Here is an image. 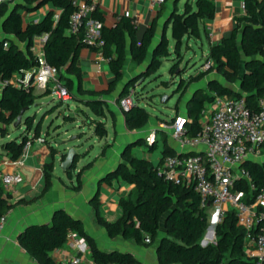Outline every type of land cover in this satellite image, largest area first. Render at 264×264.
<instances>
[{
    "label": "trees",
    "instance_id": "16d2710c",
    "mask_svg": "<svg viewBox=\"0 0 264 264\" xmlns=\"http://www.w3.org/2000/svg\"><path fill=\"white\" fill-rule=\"evenodd\" d=\"M178 1L165 0L171 4V9L157 40L155 37L158 17L138 39L136 27L129 17L121 16L112 26H106L99 11L95 10L92 13V17L102 23L101 53L112 76L107 89L101 92L86 91L82 87L79 52L88 47L83 43L79 33H68L69 17L74 10L71 0H12L1 3L0 79L8 80L15 74L32 69L35 60L29 47L35 36L46 34L42 47L46 63L56 70L57 79L70 93L71 101L79 102L90 110L93 118L84 111H80L81 116L93 127V134L101 139L107 134L104 119L108 107L103 96L116 90L119 83L127 81L114 99V103L119 106L129 87L148 78L160 68L162 59L170 55L169 42L165 35L168 26L174 40L173 52L179 57L182 41L198 38L199 22L214 16L215 7L211 0H186L181 12L177 9ZM46 4H51L53 9L47 11L41 19L36 22L23 20L20 10L33 12ZM5 41L7 47H3ZM20 45H23V48ZM127 49L134 67L142 64L145 67L139 69L132 77L125 78L124 63ZM205 62L209 64L206 70L189 76L186 81L180 78L174 90L178 98L173 108L177 111L179 102L190 85L210 74L219 77L218 80L209 76L205 88L195 90L188 99L185 125L188 137H197L201 134L202 112L212 103L215 96L233 99L243 97L251 112L255 113L259 109L258 100L264 97V0H243V13L234 18L233 28L227 36L219 43L210 45ZM178 65L179 63H175L168 69L172 77ZM49 94L51 91L46 89L41 96ZM36 97L30 86L16 87L6 84L0 88V139H3L0 148L13 161L21 157L26 142L32 144L41 136L43 117L36 121L35 115L28 113ZM23 109L27 110L22 115L21 123L18 128H14L13 124ZM122 114L129 130L143 128L150 118L146 109L139 104L122 111ZM63 119L65 122H72L75 115H63ZM9 127H12V131H9ZM15 131L19 135L14 133ZM135 145L147 146L145 140L127 145L122 157L123 162L103 179L107 184L116 178L133 186L127 197L119 199L122 211L120 218L114 222L106 221L100 215L98 202H92L96 221L105 229L107 235L121 236L123 239L133 240L145 246L154 244L158 264H254L245 251L246 231L237 225L232 210L227 211L222 220L215 225V240L202 246L200 241L208 227L209 215L200 207L198 194L190 186L167 182L158 173L157 166L149 160L132 155L130 149ZM107 147L102 148L101 155ZM147 147L150 151L155 149L153 144ZM52 151L51 148V155ZM261 153L264 154V144L261 146ZM173 154L163 141V156ZM79 157L78 154L73 168L76 167ZM91 165L92 162H87L75 173L76 183L72 187L73 190H78L82 172ZM242 167L248 175V180L239 179L234 189L241 194L244 201L249 202L258 192L264 191V159L261 162L247 160ZM52 171L51 162L43 165L45 180L43 192L50 188ZM66 175L70 178L71 170L66 171ZM3 194L0 187V218L11 207L6 203ZM165 216L166 219L162 223ZM161 227L165 233L162 236ZM71 232L85 239L95 264L138 263L129 252L101 251L93 238L86 233L83 223L63 209L54 211L50 224L27 226L20 233L18 241L25 252L39 264H56L50 253L61 248ZM145 238H148L149 242H144Z\"/></svg>",
    "mask_w": 264,
    "mask_h": 264
},
{
    "label": "crops",
    "instance_id": "0c3cea01",
    "mask_svg": "<svg viewBox=\"0 0 264 264\" xmlns=\"http://www.w3.org/2000/svg\"><path fill=\"white\" fill-rule=\"evenodd\" d=\"M85 1L96 4V10L103 15V24L106 26H112L121 16L129 17L136 27L138 39L142 36L145 29L151 25L152 21L158 17V28L155 37L157 40L161 35L162 25L168 18L171 9V4L168 2L159 6H152L150 0ZM182 1L179 0L177 3L179 12L183 10L186 0H184L183 4ZM211 1L215 7L213 18L200 21L198 25L199 37L184 39L181 45V48L183 44L189 48L192 42L198 43L205 58H207L210 45L219 43L223 37L227 36L233 28L234 18L243 13V0ZM51 9H53L52 5L46 4L36 11L27 13L20 10V13L25 22H36ZM165 35L169 42L170 53L166 59L171 61V65H173L177 61L171 57L174 54V40L171 38L170 26H168ZM1 37L2 34H0ZM20 47L23 48V45H20ZM79 64L82 71V87L84 90L101 92L107 89L108 82L112 76L100 51L89 48L81 49L79 52ZM144 67V64L137 68L134 67L127 49L124 63L125 78L132 77L139 69ZM186 67L187 70L182 72L180 76H178V72H175L174 75L186 81L189 76H195L204 71L203 65L196 68L193 64L190 65L188 63ZM209 76L219 80L217 75L210 74L199 82L190 85L179 102L178 110L175 111L173 108V114L168 120L150 116L146 126L135 130H129L126 127L122 111L114 103V99L117 97L123 82L119 83L116 90L109 95L103 96V100L108 107L104 119L107 134L101 139L93 134V127L89 126L88 122L86 123L80 117L81 114L79 116L72 112L75 115V119L70 123H81L82 127L87 124V131H84V126L83 129L75 134L74 130L67 128L63 119V115L66 112L65 105L56 100L52 94H50L53 97L51 104L47 103V101L45 102L46 97L41 96L44 89L33 87L34 95L39 97V103H36L40 105L38 107L45 105L46 110L50 107H55L51 112L56 114L47 124L44 142H33L19 159L15 161L9 159L0 148V174L19 173L23 178V181L10 191H3L6 203L11 207L5 212L4 223L0 227V264H39L20 246L18 237L27 226L50 224L52 215L57 209H63L73 218L79 219L83 223L86 233L93 238L96 246L101 251L110 252L117 250L129 252L138 261L137 264H158L154 244L145 246L137 244L133 240L123 239L121 236L109 237L105 229L96 221L92 202H98L100 215L106 221L114 222L120 218L122 211L119 207V199L127 197L133 186L116 178L112 179L110 184H107L103 181L104 177L123 162L122 157L126 146L138 140H145L149 147L153 144L155 148H160L158 154L150 152L149 148L143 145H135L130 149L132 155L149 160L155 166L158 165L163 156V141H165L170 151H173L174 154L179 153L180 148L170 137L169 122L176 114L186 116L188 99L195 90L205 88ZM171 81L176 83L175 79ZM235 88L237 89V86ZM177 98L178 94H176V100ZM75 103L78 106L77 110L82 108L90 118H93L88 108L82 106L79 102ZM66 106L67 110L71 111L67 104ZM81 126L79 128H82ZM79 132L81 136L77 135ZM159 142H161L160 145ZM104 146L108 147L104 154L101 155L100 153ZM96 147L99 150L92 155L91 150ZM51 148L53 149L52 154H54L53 178L51 179L50 188L43 192L45 186L43 165L51 161ZM71 148L78 154L83 155L79 157L75 171L80 170L87 162H92V165L82 172L78 190H73L72 188L76 183L75 174L72 172L71 177L67 178V175L60 169L61 156ZM79 149L84 150L80 152ZM262 159H264V156L257 161L261 162ZM160 234L161 236L164 235L162 227ZM74 256H80L81 264H95L87 245L83 253H78L66 242L61 248L50 253L51 259L56 264L69 261Z\"/></svg>",
    "mask_w": 264,
    "mask_h": 264
},
{
    "label": "built area",
    "instance_id": "2783aa9c",
    "mask_svg": "<svg viewBox=\"0 0 264 264\" xmlns=\"http://www.w3.org/2000/svg\"><path fill=\"white\" fill-rule=\"evenodd\" d=\"M12 0H0L1 3ZM152 6H159L165 0H150ZM74 10L69 17L68 33H79L83 43L89 48L101 52L102 23L92 17L97 9L93 2L85 0H71ZM47 35L35 36L29 51L35 60L32 69L21 74H15L8 80L0 79V88L6 84L16 87H40L49 89L56 100L62 104L71 101V95L58 81L54 68L49 66L43 56V44ZM7 47V41L3 43ZM209 67L203 64V69ZM139 82V81H138ZM128 88V92L119 102L121 111L138 105L139 97L135 87ZM258 110L251 112L244 98H229L215 96L212 103L203 110V130L197 137L186 135V116L176 114L170 120L169 132L171 139L180 148V152L165 155L157 165L158 173L174 185L191 187L199 196L200 207L209 215V225L215 226L224 214L232 210L237 225L246 231L245 251L254 264H264V191L258 192L252 201L246 202L241 194L234 189L236 181L247 179L241 163L262 157L261 146L264 144V97L258 100ZM149 141V140H148ZM34 142L43 143L40 136ZM31 146L26 142L24 152ZM191 153H188L190 152ZM188 153V154H186ZM23 181L19 173L0 174V187L4 192L10 191ZM253 188V185L250 184ZM4 216L0 218V227L4 223ZM208 225V226H209ZM66 242L78 253H83L86 241L83 237L71 232ZM144 242H149L148 238ZM204 243H210L203 239ZM57 264H81L80 256Z\"/></svg>",
    "mask_w": 264,
    "mask_h": 264
},
{
    "label": "rangeland",
    "instance_id": "374dc122",
    "mask_svg": "<svg viewBox=\"0 0 264 264\" xmlns=\"http://www.w3.org/2000/svg\"><path fill=\"white\" fill-rule=\"evenodd\" d=\"M184 3V0L182 1V4ZM22 46V45H21ZM180 55L172 54L171 57H173L174 60H176V63H179L178 68L176 73H182L187 70V65L188 63L190 65L193 64L194 67L198 68L199 66L203 65L206 61L205 55L202 53L200 50V45L196 42H192L188 47H186L184 44L182 48L179 50ZM175 57V58H174ZM172 62L169 61L166 58L162 59L161 66L160 68L151 76L148 78L144 79L143 81H139L138 85L135 87V93L139 97V100L137 101L140 106L146 109V111L149 113L151 117L155 116L158 118H161L162 120H168L172 114H173V107L175 104L176 100V94L174 93V90L176 88V83L179 81V77L174 75L173 77L169 74L168 69L171 66ZM176 80V83L171 81V80ZM165 83L167 86H165ZM46 99L44 100L45 102L51 104V100L53 97L49 94L45 96ZM142 97V98H141ZM39 103V97L37 96L33 106L31 109H29L28 113L34 114L36 117V121H40V119L43 117L42 121V127H41V133L40 135L43 137H46V129H47V124L48 122L54 118L56 113L51 112L55 107H50L48 110H46V106L38 107L40 105L36 104ZM76 103L74 101H69L67 102V105L69 106L71 111L67 110V106L65 105V114L64 115H69L74 112L76 115L79 113L81 114L80 111H83L82 108H80L79 111H77L78 106L75 105ZM183 104V102H182ZM78 114V115H79ZM80 116V115H79ZM82 117V116H80ZM83 118V117H82ZM66 127L69 128L70 130H74V133L76 134L79 130L83 129L85 126V130L87 131V124H84L83 127L81 126V123H70V122H65ZM82 128H79V127ZM9 131H12V127H9ZM21 130H19L20 133ZM14 133H19L15 131ZM32 134V133H31ZM78 136H81V133L79 132L77 134ZM0 141H3V139H0ZM77 142V141H75ZM80 142V141H79ZM161 142H159V145ZM87 147V146H86ZM85 147V149H86ZM84 149H79L80 152H82ZM99 149L94 148L91 150L92 155L97 153ZM160 151V148L156 147L155 149L151 150L150 152L154 154H158ZM81 157L83 156L82 154H79ZM264 156V155H262ZM262 157L258 158L260 160ZM75 172H73L74 174ZM68 178V177H67ZM209 225V224H208ZM212 225H209L207 229L205 230V233L201 239V241L204 239L207 242H213L215 240L214 236L209 237V228ZM200 241V243H202Z\"/></svg>",
    "mask_w": 264,
    "mask_h": 264
},
{
    "label": "water",
    "instance_id": "95a60500",
    "mask_svg": "<svg viewBox=\"0 0 264 264\" xmlns=\"http://www.w3.org/2000/svg\"><path fill=\"white\" fill-rule=\"evenodd\" d=\"M173 1H176V0H172V2H173ZM164 22H165V21H164ZM163 24H164V23H163ZM126 83H127V81H124V82L122 83V85H121V88H123V87L126 85ZM119 93H120V91H118L117 96H118ZM26 110H27V109H23V110L20 112L19 116L17 117L16 121H15L14 124H13V127H14V128H18V127H19V125H20V123H21L22 115H23L24 111H26ZM70 116H73V114H70ZM188 153H191V151L188 152ZM188 153H186V154H188ZM77 155H78V153H77L75 150H73V149L71 148V149H69L64 155L61 156V158H60V169H61V171H62L63 173L66 174V171H68V170H71V173L75 171V169H76V167H77V164H76V167H75V168H73V166H74V160H75V158H77ZM50 157H51V161H50V162L53 164V161H54V154H52ZM78 161H79V160H78ZM77 163H78V162H77ZM243 163H244V162H243ZM243 163H241L240 166H242ZM76 172H77V171H75V173H76ZM75 173H74V174H75ZM165 219H166V216L162 219V223H164ZM214 228H215V226H213V229H212V235H213V236H214ZM164 234H165V233H164ZM201 242H202V243H200V244H201L202 246L206 245V243H204L203 240H202Z\"/></svg>",
    "mask_w": 264,
    "mask_h": 264
},
{
    "label": "bare ground",
    "instance_id": "6f19581e",
    "mask_svg": "<svg viewBox=\"0 0 264 264\" xmlns=\"http://www.w3.org/2000/svg\"><path fill=\"white\" fill-rule=\"evenodd\" d=\"M209 229H210V230H209L208 235H209V237H213V235H212V229H213V226H211Z\"/></svg>",
    "mask_w": 264,
    "mask_h": 264
}]
</instances>
